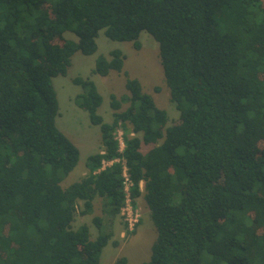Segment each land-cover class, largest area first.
Masks as SVG:
<instances>
[{"label":"trees","instance_id":"obj_1","mask_svg":"<svg viewBox=\"0 0 264 264\" xmlns=\"http://www.w3.org/2000/svg\"><path fill=\"white\" fill-rule=\"evenodd\" d=\"M101 31L136 50L143 32L158 43L180 120L167 127L124 72L128 94L111 96L107 123L95 82L75 77L103 150L64 188L80 150L56 125L53 79L77 52L96 54ZM109 55L93 74L123 72V52ZM125 173L133 204L144 185L157 229L143 264H264V0H0V264H101L111 235L99 217L94 241L87 225L74 228L78 204L86 215L100 197L118 216Z\"/></svg>","mask_w":264,"mask_h":264},{"label":"rangeland","instance_id":"obj_2","mask_svg":"<svg viewBox=\"0 0 264 264\" xmlns=\"http://www.w3.org/2000/svg\"><path fill=\"white\" fill-rule=\"evenodd\" d=\"M65 38L77 40L72 33H66ZM142 47L136 50L131 42H115L106 37L104 31L97 38L98 51L94 55H84L77 52L72 58V65L67 76H58L53 79L59 103V114L56 118L57 127L79 148L80 159L75 169L64 180V188L80 181L88 175L89 170L86 160L91 154L103 150L101 133L98 126L91 124L88 113L80 109L75 98L81 93V88L73 83L77 76L90 78L103 97V103L99 108V114L105 122H113L114 111L110 106L112 95L117 98L128 94L125 87L126 77L137 79L142 84L144 92L153 96L156 105L167 112V127L178 124L180 112L172 101L170 90L164 79L163 68L159 55L158 43L146 32L140 37ZM121 50L125 55L124 69L122 73L110 71L106 74H93L96 59L103 55L111 59L109 53L112 50ZM128 104L123 105V110ZM122 129L119 126L117 138L123 148ZM153 145L143 144L142 153H147ZM107 165V164H105ZM143 195L131 201L127 193V204L118 216L110 217L106 211L103 199L95 198L91 213L82 215L83 202L78 204V213L73 223L74 228L87 225L90 229L91 240H95L99 229L94 223V218L102 219V231L109 233L111 238L108 245L103 249L101 264H115L120 258H126V264H143L150 259L151 247L157 238V229L151 217V211L144 199V185H141ZM130 219L133 226L129 224Z\"/></svg>","mask_w":264,"mask_h":264},{"label":"built area","instance_id":"obj_3","mask_svg":"<svg viewBox=\"0 0 264 264\" xmlns=\"http://www.w3.org/2000/svg\"><path fill=\"white\" fill-rule=\"evenodd\" d=\"M124 146V145H123ZM122 148V147H121ZM124 176H125V178H126V192H128V188H129V186H130V184H129V180H128V176H127V174L125 173L124 174ZM135 222H136V220H134ZM134 221H132V219H130V221H129V224L131 225V226H133L134 224H133V222Z\"/></svg>","mask_w":264,"mask_h":264}]
</instances>
